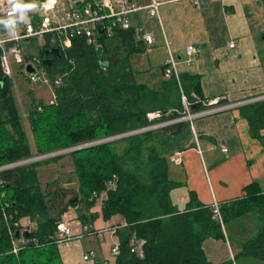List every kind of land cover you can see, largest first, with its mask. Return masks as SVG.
Listing matches in <instances>:
<instances>
[{
    "label": "trees",
    "instance_id": "obj_1",
    "mask_svg": "<svg viewBox=\"0 0 264 264\" xmlns=\"http://www.w3.org/2000/svg\"><path fill=\"white\" fill-rule=\"evenodd\" d=\"M101 40V51L82 36L74 39L72 48L49 55L54 61L43 66L53 81L64 76L62 85L55 88V103L34 102L26 121L13 95L12 80L0 69V168L15 165L0 171V264H64L57 235L68 207L51 215L38 171L42 163L27 161L137 131L149 125V112L170 113L171 118L182 115V97L174 79L165 81L160 92L137 82L130 59L144 49L137 43L134 29L118 30L113 39L102 36ZM180 76L191 110L204 108L197 103L203 99L200 77L186 72ZM241 115L250 136L264 143V101L242 107ZM187 125L182 123L174 134ZM153 132L68 153L74 163L79 200L92 208L99 199L104 222L118 216L125 224L113 235L119 244L115 264H214L203 248L205 240H225L224 224L246 213L255 215L260 229L234 259L220 264H264V191L259 183L248 185L242 197L219 202L223 222L215 218L213 205L202 204L193 191H188L183 204L173 197L184 185L171 179L170 163L156 144L147 149L145 158L143 145L156 135ZM122 142L127 143L125 148H120ZM71 205L77 206V202ZM24 218L30 219L32 228L21 226V239L27 244L14 255L9 226L22 224ZM80 221L86 226L92 223L86 217ZM134 238L144 242L140 248L136 245V253L131 251Z\"/></svg>",
    "mask_w": 264,
    "mask_h": 264
},
{
    "label": "crops",
    "instance_id": "obj_2",
    "mask_svg": "<svg viewBox=\"0 0 264 264\" xmlns=\"http://www.w3.org/2000/svg\"><path fill=\"white\" fill-rule=\"evenodd\" d=\"M5 1L8 0H0V20H3L1 10ZM159 1L164 2L160 8L161 21L164 19L162 31L150 25L155 19L149 18L146 11L139 13L134 21L153 34L155 43L149 47L151 53L164 44L167 50V57L160 64L163 82L159 88L151 89L160 92L164 82L171 81L164 78L163 68L169 54H172L179 63L180 74L186 72L200 77L203 99L222 97L227 103L238 106L195 119L180 132L165 135V140L158 136L156 145L170 163L171 179L184 185L183 190H177L180 191V202L184 204L188 191H193L204 205L225 203L242 197L244 189L252 182H258L264 191V143L250 136L249 125L241 115L244 104L264 96V0ZM149 2L140 0L142 5ZM31 4L37 3L32 1ZM6 34L5 23H0V37ZM233 42L236 46L231 49L229 46ZM189 45L201 49L200 55L191 64L185 62ZM141 46L146 53L148 46ZM179 67L182 69L179 70ZM134 74L138 83L151 86V82H139V75ZM221 146L226 147L228 152L223 153ZM177 153L182 155L181 164L173 160ZM71 213L67 212L61 222L72 225L77 233L83 231L87 224L71 216ZM65 217L71 221H66ZM21 222L23 225L31 223L29 218ZM102 223L98 220L95 223L97 227L92 223L90 227L95 231L109 228L111 231L105 233L104 239L93 236L107 244L106 234L110 233L113 249V243H117L113 235L125 224L118 216L104 225ZM120 223L122 226L118 225ZM224 232L225 240L211 237L203 244L207 258L214 264L232 260L241 249L238 239L234 241L240 247H234L225 227ZM93 238L88 237L79 243H60L63 263L108 264V248ZM91 251L96 253V257L86 261L84 257Z\"/></svg>",
    "mask_w": 264,
    "mask_h": 264
},
{
    "label": "built area",
    "instance_id": "obj_3",
    "mask_svg": "<svg viewBox=\"0 0 264 264\" xmlns=\"http://www.w3.org/2000/svg\"><path fill=\"white\" fill-rule=\"evenodd\" d=\"M18 4V10L13 17L8 15L11 10V5L8 4V1L3 4L1 10L3 20L6 21L7 34L5 37H0V69L6 77L12 80L13 89L16 87V83L14 80L12 62L16 63L20 68H24V73L29 83L32 85H46L56 88L62 85L64 77L58 75L53 81L46 68L43 66V60L36 56H27L22 48V42L38 40L42 43V51L44 53L52 49H59L61 53L62 51L72 48L74 39L85 36L89 45H93L96 51H101L104 47V41L101 40L102 36H106L110 40L113 39L118 30L129 31L134 29V37L137 43L147 45V51L151 52L149 47L155 43L153 34L145 27H140L134 21L139 13L146 11L151 19H156L160 24V8L164 3L159 0H150L147 5H142L140 0H103L102 2L86 0L78 3L72 0H38L34 11L31 6L24 1L18 0ZM13 20L14 23H12ZM235 45V43H232L229 47L233 49ZM200 53V48L194 45L187 46V59L185 62L189 64H191V62L193 63L194 59H196ZM178 64L174 56L170 54V57L164 63L163 74L165 79H174L180 84L181 74L177 68ZM28 66L33 68L32 72L27 71ZM263 97L255 98L247 103L262 100L264 99ZM54 100L56 101V94ZM182 101L184 112L181 117L169 118L168 120H176L166 122L165 125L159 127L164 128L185 120H189L192 124L195 119L229 111L238 107L237 105L227 103L222 97L207 100L198 99L197 103H201L204 108L194 113L185 96ZM221 101H223V103L219 105ZM246 104H244V106ZM170 116V113L164 114L162 111L147 113L148 121L152 123L162 117ZM151 129L152 126L145 129L144 132ZM221 151L227 153L228 149L221 146ZM173 160L176 164H181V153H177ZM214 213L215 217L221 219L220 205L215 204ZM59 231V237L62 241L80 239L84 235L82 231L74 233L72 227H70L67 222L60 224ZM102 237L103 233L100 232L99 238ZM137 244L139 247H142L144 242H138L134 238L131 242V251L133 253L138 251L136 248ZM15 251H17V249H15ZM113 252L119 253V248H114ZM140 254L142 255V251ZM85 259H88V256H85Z\"/></svg>",
    "mask_w": 264,
    "mask_h": 264
},
{
    "label": "rangeland",
    "instance_id": "obj_4",
    "mask_svg": "<svg viewBox=\"0 0 264 264\" xmlns=\"http://www.w3.org/2000/svg\"><path fill=\"white\" fill-rule=\"evenodd\" d=\"M84 1L86 0H73V2L75 3L84 2ZM94 1L102 2L103 0H94ZM27 4L30 6L36 5V4H31V3H27ZM32 9L34 11L35 8H32ZM163 23H164V19H162L160 24L156 20H151L150 25L153 28L158 27L162 31L163 26H164ZM164 46H161L158 50L154 48L152 53L147 51L146 53L142 52V53L134 54L131 57V63H132L133 70L135 73L139 75L138 81L141 83L151 82V86L146 85L149 88H159L160 84L163 82L162 81L163 78L161 76L160 64L167 57L166 55L167 50ZM22 48L27 56H32V57L36 56V57H39L43 61L44 59H46L45 53L42 51L43 50L42 43H40L38 40H33L31 42H22ZM169 57H170V54L168 58ZM12 68H13V73H14V80L16 83V87L13 89V95L17 101V105L19 107L21 115L23 116V119H25L26 121L28 113L32 109V104L34 102L36 103L42 102L44 104L54 103L55 94H56L55 88L48 87L46 85H40V86L32 85L27 80L26 74L24 73V68H20V66H18L14 62H12ZM181 69L182 68L179 67V70ZM177 85L180 89L181 96L183 97L185 96L187 99V96L183 89L182 81H180V84L177 83ZM183 97H182V100H183ZM261 101H264V99L251 102V103H247L245 105V108L254 103L261 102ZM222 103L223 101H221L219 105H222ZM169 118L171 117L164 118V119L162 117L156 122H153V123L149 122V125L137 131L136 130L128 131L125 134H121L118 136L115 135L109 139H114V138H117L119 136L126 135V134L133 135V134L142 133L144 132L145 129H148L149 127L152 126V129L148 131H154L153 133L156 132V135H152V140H149L146 144L143 145V148L145 151V158H146L148 155L147 149L156 144V141L159 140L158 135L162 134L160 138H163L164 137L163 134L165 135L174 134V132L177 130V127L180 126L182 123H187L188 125H191L189 120H185L182 122L171 124L164 128L159 127V126L165 125L166 122H170L171 120H176V119L168 120ZM126 145H127L126 142H122L120 143V148H123V147L125 148ZM68 153L60 154V155H52L51 158L65 155L63 158H60L59 160H56V161H47L50 158H42V159L38 158L39 160L37 159L38 160L37 162L42 163L41 167L38 168V171H39V176H40L43 192L47 195V199L52 209L50 213L52 216H57L64 207H68V212L72 211L71 216L79 218V220H81L82 217H86L88 221H92L94 227H97L95 223L98 220L100 222L103 221L102 224L104 225L105 222L100 215V210L102 207L101 201L98 199L96 201V204L91 208L85 202H82L79 200L81 199L80 197L81 195L79 193L78 181L74 174V163H73V159L71 158V156L68 155ZM262 186L264 187V184H262ZM102 196L105 197V199L107 198V194L102 195ZM173 198H175L177 201L180 202V199H179L180 191H175ZM74 202H77V206L71 205ZM93 213H98L99 217L98 216L97 218L92 217ZM64 219L66 221H71V219L67 217H65ZM118 221L119 220H117V222ZM224 226H225V231L227 232V235L230 237V240L233 243L234 247L237 246V242L234 241V239H238V241L241 242V249H242V245L248 239L252 238L256 234L255 232H257L260 229L261 224L259 223V221L257 220L254 214L246 213L242 217H239L236 220H232L230 223L224 224ZM23 227L32 228V225L31 223H29L28 225H23ZM91 231H94L93 227H91ZM106 235H107V244L98 240L95 236H86V238L94 237L93 239L96 242L105 244V246L108 248V251H109L106 255L108 264H115L116 255L111 251L112 242L109 240V237L111 234L108 233ZM82 241H73V242L79 243ZM238 246L240 247L239 244Z\"/></svg>",
    "mask_w": 264,
    "mask_h": 264
},
{
    "label": "bare ground",
    "instance_id": "obj_5",
    "mask_svg": "<svg viewBox=\"0 0 264 264\" xmlns=\"http://www.w3.org/2000/svg\"><path fill=\"white\" fill-rule=\"evenodd\" d=\"M6 2V1H5ZM143 133H145V132H142V133H138V134H143ZM138 134H133V135H138ZM127 136H130V135H128V134H126V135H122V136H119V137H117V138H114V139H108V140H106V141H103V142H110V141H114V140H118V139H121V138H124V137H127ZM103 142H99L98 144H101V143H103ZM97 144V145H98ZM79 150V149H78ZM74 151H76V150H74ZM71 151H69V153H70ZM52 156V154L51 155H48V156H45V157H41L40 159H42V158H50ZM38 159V158H37ZM36 159V160H37ZM36 160H31V161H27V162H32V161H36ZM39 160V159H38ZM24 163H26V162H24ZM24 163H22V164H24ZM15 165H13V166H6V167H3V168H0V171H3V170H6V169H9V168H12V167H14ZM215 204H218V205H220V203L219 202H216ZM215 204L213 205V209L215 210ZM220 213H221V205H220ZM215 214V213H214ZM215 218H217V217H215ZM217 219H219V218H217ZM221 222H223V220H222V213H221V219H219ZM61 223H63V222H61ZM60 223V224H61ZM60 224L58 225V235H57V238H58V243L60 244V243H65V242H73V241H82V240H84L85 238H86V236H93V235H96L98 238H99V233L100 232H102L103 233V237L102 238H99V239H104L105 238V233L106 232H109V231H111V229L109 228V229H107V230H101V231H96L95 232V230L94 231H91V227H89V226H86V227H84L83 228V231L82 232H84V235H83V237L82 238H80V239H74V240H64V241H62L61 239H60V237H59V233H60V231H59V226H60ZM68 224V223H67ZM69 225V224H68ZM21 226L23 227V225L22 224H14V226H12V227H10L9 226V231H10V233L12 234V236H13V243H12V245H13V247H12V251H11V253L12 254H14V255H19V253L25 248V246H26V244H27V241H24V240H22L21 239V231H20V229H21ZM70 227H72V229H73V231H74V233H77L76 232V230H75V228L72 226V225H69ZM15 235L18 237V239H15ZM143 246V245H142ZM116 247H118L119 248V244H117V243H114V245H113V249L114 248H116ZM140 248V247H139ZM15 249H17V251H15ZM113 249H112V251H113ZM114 253V252H113ZM136 253V252H135ZM139 253V252H138ZM114 254H117V253H114ZM86 256H88V259H85V257H84V259L86 260V261H88V260H90V259H92V258H94V257H96V253L94 252V251H91V252H89ZM40 264V263H39Z\"/></svg>",
    "mask_w": 264,
    "mask_h": 264
},
{
    "label": "water",
    "instance_id": "obj_6",
    "mask_svg": "<svg viewBox=\"0 0 264 264\" xmlns=\"http://www.w3.org/2000/svg\"><path fill=\"white\" fill-rule=\"evenodd\" d=\"M52 54V55H59L60 54V51L59 49H52V50H48L45 52V56H46V59H44L43 63L46 64V65H51L52 62L54 61L55 58L53 59H49L48 56ZM27 71L28 72H32L33 71V68L31 66H28L27 67ZM100 142V141H99ZM99 142H96V143H92V144H88V145H83V146H80V147H77V148H73V149H68V150H64V151H61V152H57L55 154H52V155H60V154H65V153H68L69 151H74V150H78V149H81V148H84V147H87L89 145L91 146H94L95 144L99 143ZM33 160H36V159H33Z\"/></svg>",
    "mask_w": 264,
    "mask_h": 264
},
{
    "label": "clouds",
    "instance_id": "obj_7",
    "mask_svg": "<svg viewBox=\"0 0 264 264\" xmlns=\"http://www.w3.org/2000/svg\"><path fill=\"white\" fill-rule=\"evenodd\" d=\"M8 4L11 5V10L9 11L8 15L10 17H13L19 7L18 0H8ZM24 7H27V6H24ZM0 23H6V21L0 20ZM12 23H14V20L12 21Z\"/></svg>",
    "mask_w": 264,
    "mask_h": 264
}]
</instances>
